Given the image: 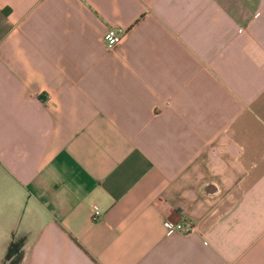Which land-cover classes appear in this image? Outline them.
Masks as SVG:
<instances>
[{
    "label": "crops",
    "instance_id": "crops-1",
    "mask_svg": "<svg viewBox=\"0 0 264 264\" xmlns=\"http://www.w3.org/2000/svg\"><path fill=\"white\" fill-rule=\"evenodd\" d=\"M0 264H264V0H0Z\"/></svg>",
    "mask_w": 264,
    "mask_h": 264
},
{
    "label": "built area",
    "instance_id": "built-area-1",
    "mask_svg": "<svg viewBox=\"0 0 264 264\" xmlns=\"http://www.w3.org/2000/svg\"><path fill=\"white\" fill-rule=\"evenodd\" d=\"M123 37L124 32L122 29L112 28L105 34L104 39L109 46H115L116 44L121 42ZM100 214V210L96 206H94V218L100 216ZM163 225L168 234L173 232H182L184 234H190L195 229V226L191 221L172 222L166 220L163 222ZM13 250L14 246H11L10 252H12Z\"/></svg>",
    "mask_w": 264,
    "mask_h": 264
}]
</instances>
